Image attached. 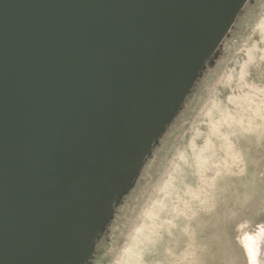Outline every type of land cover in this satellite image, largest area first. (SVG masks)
Instances as JSON below:
<instances>
[{"label": "water", "instance_id": "95a60500", "mask_svg": "<svg viewBox=\"0 0 264 264\" xmlns=\"http://www.w3.org/2000/svg\"><path fill=\"white\" fill-rule=\"evenodd\" d=\"M252 0H0V264H92Z\"/></svg>", "mask_w": 264, "mask_h": 264}, {"label": "rangeland", "instance_id": "374dc122", "mask_svg": "<svg viewBox=\"0 0 264 264\" xmlns=\"http://www.w3.org/2000/svg\"><path fill=\"white\" fill-rule=\"evenodd\" d=\"M249 238H262L252 260ZM92 264H264V0H252Z\"/></svg>", "mask_w": 264, "mask_h": 264}, {"label": "bare ground", "instance_id": "6f19581e", "mask_svg": "<svg viewBox=\"0 0 264 264\" xmlns=\"http://www.w3.org/2000/svg\"><path fill=\"white\" fill-rule=\"evenodd\" d=\"M262 238H249L247 241H246V246H247V249L248 251L250 252L251 254V257H252V260H254L255 258V247L257 245V243H259L261 241Z\"/></svg>", "mask_w": 264, "mask_h": 264}]
</instances>
